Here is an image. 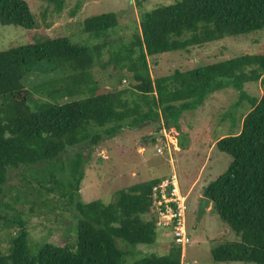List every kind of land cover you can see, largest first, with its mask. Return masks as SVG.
Here are the masks:
<instances>
[{
	"label": "trees",
	"instance_id": "trees-1",
	"mask_svg": "<svg viewBox=\"0 0 264 264\" xmlns=\"http://www.w3.org/2000/svg\"><path fill=\"white\" fill-rule=\"evenodd\" d=\"M0 23L35 27L25 0H0ZM117 24L113 12L85 18L83 30L103 36L92 46L55 37L0 50V195L10 170L42 165L75 218L72 245L46 241L31 253L23 214L17 212L10 219L0 212L7 227L18 224L9 252L0 253V264H182L181 246L174 241L165 255L150 253L130 263L125 259L130 247L154 243L157 228L169 230L156 224L151 194L152 187L167 176L117 189L106 203L100 199L85 203L79 190L87 158L80 150L67 157L62 154L79 144H96L103 134L149 122L155 126L153 140L162 128L179 131L184 112L197 109L209 94L227 87L239 92L238 102L247 99L250 109L237 133L216 140L217 149L232 159L224 172L204 186L202 196L211 200V208L239 240L217 245L211 255L217 262L264 264V52L175 68L156 77L151 76L148 62L149 56L188 51L226 36L264 29V0H176L140 10V30L123 51H113L105 37ZM106 46L109 57L104 60ZM43 61L55 62L62 74L32 85L39 95L31 108V91L24 79L33 69L42 70ZM112 64L122 72L119 82L99 86L93 67L105 69ZM124 77L130 82L122 87ZM247 82H259L260 97L247 95Z\"/></svg>",
	"mask_w": 264,
	"mask_h": 264
},
{
	"label": "rangeland",
	"instance_id": "rangeland-1",
	"mask_svg": "<svg viewBox=\"0 0 264 264\" xmlns=\"http://www.w3.org/2000/svg\"><path fill=\"white\" fill-rule=\"evenodd\" d=\"M25 1L33 14L35 27L27 29L0 23V50L55 37H67L73 43L92 46L103 41V36L85 32L82 28L83 20L92 15L113 12L118 17V24L109 28L105 37L111 40L109 46L113 51H123L133 34L140 30V10L148 11L176 0ZM107 48L103 50L104 60L109 57ZM259 52H264V29L226 36L191 47L188 51H168L149 56L148 62L151 76L156 77L169 74L175 68L184 70L241 54ZM55 65V62L43 61L42 70L33 69L24 79L31 91V108L38 102L36 98L39 95L31 90L32 85L62 74L61 68L55 69ZM113 66L109 65L105 69L93 67V78L99 86L106 88L119 82L122 72L113 69ZM124 78L122 87L130 82V79ZM244 90L247 95L254 97H260L262 93L259 82L245 83ZM238 100L239 92L233 87L215 91L207 96L203 105L182 114L179 131L162 128L154 135V140L152 136L155 126L149 122L134 128L124 127L112 135L103 134L96 144L88 142L70 147L62 157L80 150L87 158L79 190L81 201L86 203L100 199L106 203L113 200L117 189L162 175H174L180 191L187 197L185 226L190 243L181 248L182 262L255 264L213 260L211 250L214 247L239 238L211 205L198 218L204 186L224 172L232 159L229 154L217 149L215 142L226 134L237 133L242 116L250 109L247 99ZM157 148L161 151L158 152ZM44 168L42 165H34L10 170L7 182L3 185V195H0L3 201L0 212L3 216L12 219L17 212L23 214L21 216L26 220L29 230L28 248L31 253H36L46 241L72 245L75 239L74 212L66 205V198L60 196L61 190L53 187L55 184L50 181ZM50 187L54 189L47 191ZM17 230L18 224L9 228L0 220V253L9 252L10 239ZM156 233L154 243L130 247L126 262L130 263L150 253L165 255L173 245L170 230L157 228Z\"/></svg>",
	"mask_w": 264,
	"mask_h": 264
},
{
	"label": "built area",
	"instance_id": "built-area-1",
	"mask_svg": "<svg viewBox=\"0 0 264 264\" xmlns=\"http://www.w3.org/2000/svg\"><path fill=\"white\" fill-rule=\"evenodd\" d=\"M158 152L161 151L157 148ZM156 213V224L168 228L175 245L184 247L190 243L185 226L187 197L180 191L175 176L166 177L155 184L151 190ZM182 264H190L184 263Z\"/></svg>",
	"mask_w": 264,
	"mask_h": 264
},
{
	"label": "water",
	"instance_id": "water-1",
	"mask_svg": "<svg viewBox=\"0 0 264 264\" xmlns=\"http://www.w3.org/2000/svg\"><path fill=\"white\" fill-rule=\"evenodd\" d=\"M211 205V200L205 196H202L199 207H198V218L203 214V211Z\"/></svg>",
	"mask_w": 264,
	"mask_h": 264
}]
</instances>
